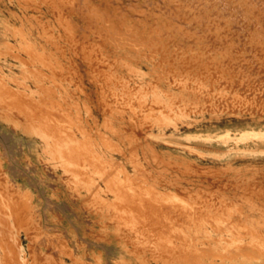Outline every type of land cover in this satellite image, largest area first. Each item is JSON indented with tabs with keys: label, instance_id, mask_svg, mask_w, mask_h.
<instances>
[{
	"label": "bare ground",
	"instance_id": "obj_1",
	"mask_svg": "<svg viewBox=\"0 0 264 264\" xmlns=\"http://www.w3.org/2000/svg\"><path fill=\"white\" fill-rule=\"evenodd\" d=\"M16 1L0 117L49 178L0 134V264H264V0Z\"/></svg>",
	"mask_w": 264,
	"mask_h": 264
},
{
	"label": "rangeland",
	"instance_id": "obj_2",
	"mask_svg": "<svg viewBox=\"0 0 264 264\" xmlns=\"http://www.w3.org/2000/svg\"><path fill=\"white\" fill-rule=\"evenodd\" d=\"M14 12V13H13ZM15 14V15H14ZM25 14V15H24ZM31 15V14H30ZM29 13L27 11V9L25 10L20 4L18 1L16 0H0V50L5 48L7 45L11 44L13 45L14 43L15 44H18L20 41H21V35L20 34H14L12 33V30L8 29V26L9 27H15V26H24L25 29L29 32L27 33L30 38L32 40H36V42L39 44L40 41L42 40L44 42V39H42L36 28L32 29V31H30V27H31V23L33 21V19H30L29 18ZM16 16V17H15ZM28 17V18H26ZM28 19V20H27ZM31 20V21H30ZM23 21V22H22ZM31 22V23H30ZM24 23V24H23ZM7 24V25H6ZM7 27V28H6ZM3 31V33H2ZM35 31L37 33H35ZM7 34V35H5ZM146 36L149 35V33H145ZM16 36V37H15ZM40 38V39H39ZM11 43H10V42ZM202 41V42H201ZM6 42V43H5ZM204 42H205V39L201 38L200 40H196L194 43H191L189 42L188 44V51H201V52H205V47L203 46L204 45ZM191 45V46H190ZM190 48V49H189ZM192 49V50H191ZM200 49V50H199ZM22 54H24V56H27V53L25 51H22ZM3 54L1 53L0 54V62L5 64V70L7 73H19L21 71V68L20 66L18 65L19 62H18V59L16 57H14L13 55H8L6 54V56H2ZM5 55V54H4ZM13 63V64H12ZM17 64V65H16ZM138 68L141 70V71H147L146 69H150L151 68V64L150 62H147L146 60H142L140 61L138 64ZM10 67V68H9ZM149 71V70H148ZM13 84H16L15 82H13ZM29 84L30 86L33 88V87H36L35 84L33 83V81H29ZM89 84V88H92V84L88 83ZM29 86V87H30ZM71 86V85H70ZM83 97V95H81ZM95 115L99 118V124H97V126L99 125V129L100 131L102 130L103 132H105L107 135L109 136H112L113 138H116L117 139V134L114 132V131H111L109 129H107L106 127H104V125L101 123V119H102V115L100 112L96 111L95 110ZM0 134L2 135L3 133H7L9 135H11V139L10 141H8V144H15V146L17 147H20V146H23L24 147V151H18L17 147L15 148L17 151H16V155L17 157L19 158L20 162H22L23 164H27V158H29L33 163H35L38 167H39V172L36 174L37 177H40L42 179H48L49 177L47 176L46 174V171H45V168L42 167L41 165V161L43 157L46 158V154H44V142L43 140L35 135V134H31V133H27V132H24L23 130L21 129H18L16 130V133L14 132L13 128H12V125L10 122H6L5 119H3L2 117H0ZM3 123V124H2ZM10 123V124H9ZM8 125V126H7ZM4 127V128H3ZM9 127V129H8ZM13 131H12V130ZM22 131V132H21ZM17 134V135H16ZM20 134V135H19ZM18 136V137H17ZM20 136V137H19ZM31 138H30V137ZM15 137V138H14ZM23 137V138H22ZM14 139V140H13ZM29 139V140H28ZM34 139V140H32ZM40 139V140H39ZM19 141V142H18ZM35 144H34V142ZM16 142V143H15ZM37 142V143H36ZM35 147V148H34ZM29 149V150H28ZM37 150V151H36ZM30 151V153H29ZM115 152V151H114ZM36 153V154H35ZM114 155V158L116 159H124L123 158V155L120 154L119 152H115V153H112ZM32 155V156H31ZM40 156V157H39ZM42 156V157H41ZM23 160V161H22ZM25 160H26V163H25ZM36 160V161H35ZM5 166H7L8 169L9 168V164L5 163ZM128 167L131 171H133V167L131 164H128ZM45 171V172H44ZM11 172V171H10ZM42 173V174H41ZM15 175V176H14ZM11 172L10 173V176L12 178H16L15 180L18 182V183H22L21 185L23 187H26V186H30L29 182H27V179L24 178L23 176H20L21 174L18 173L17 175L14 174ZM20 178V179H19ZM23 178V180L21 179ZM24 183V184H23ZM102 183V182H101ZM103 185V184H102ZM61 188L64 189V187L61 185ZM65 189L63 192H61V196H58L60 200H67V197H68V194L67 192L65 193ZM104 194H108L107 192H104ZM67 196V197H66ZM38 199V196L37 198ZM42 199V198H41ZM40 200H37V202L39 203V205L42 207L43 206V203L42 201ZM78 207V203L76 204ZM50 215L52 212H50ZM67 222V220H66ZM65 222V224H67Z\"/></svg>",
	"mask_w": 264,
	"mask_h": 264
}]
</instances>
